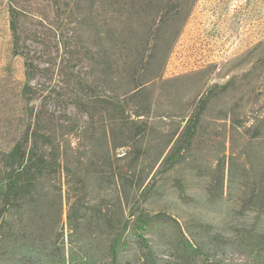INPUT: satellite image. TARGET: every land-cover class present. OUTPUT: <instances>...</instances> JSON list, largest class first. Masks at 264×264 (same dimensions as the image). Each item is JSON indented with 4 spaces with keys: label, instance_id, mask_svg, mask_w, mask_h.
<instances>
[{
    "label": "rangeland",
    "instance_id": "rangeland-1",
    "mask_svg": "<svg viewBox=\"0 0 264 264\" xmlns=\"http://www.w3.org/2000/svg\"><path fill=\"white\" fill-rule=\"evenodd\" d=\"M165 5H181L186 17L161 76L154 78L151 68L111 69L86 53L81 38L91 32L88 1L0 0V200L9 171L4 159L29 127L66 134L89 121L75 106L78 80L86 83L84 98L96 115L106 106L102 100L126 102L130 112L140 105L159 148L182 131L197 101L208 97L198 139L184 160L165 172L157 166L150 198L126 206V214L139 204L160 217L146 232L148 244L131 237L119 264H264V216L240 214L241 182L231 189L228 183L221 198L212 193L218 160L239 154L250 130L264 127V0L151 3ZM152 12H138L141 19L131 16L122 27L138 33ZM111 13L113 8L103 7L95 15L105 25ZM262 132L249 146L264 154ZM66 136L73 145L78 141ZM123 164L119 160L116 169Z\"/></svg>",
    "mask_w": 264,
    "mask_h": 264
},
{
    "label": "trees",
    "instance_id": "trees-1",
    "mask_svg": "<svg viewBox=\"0 0 264 264\" xmlns=\"http://www.w3.org/2000/svg\"><path fill=\"white\" fill-rule=\"evenodd\" d=\"M86 1L92 14L91 32L81 38L86 53L111 69L151 68L156 71L154 78L160 77L184 23V7L151 6L154 0ZM103 7L113 8L105 25L95 15ZM148 9L153 10L151 20L142 22L140 32L129 34L131 16L135 19ZM126 21L128 26L122 27ZM77 83L75 106L87 113L89 121L66 134L29 127L6 154L9 171L0 200V264H119L131 237L147 245L146 232L160 214L152 215L139 204L135 213L126 214V206L132 199L150 198L157 166L165 172L184 160L198 139L210 102L208 97L200 98L182 131L159 148L149 137L150 125L143 120L140 105L130 112L126 102L102 100L106 106L96 115L84 98L86 83ZM143 85L134 88L132 97ZM263 128L250 130L248 146L262 137ZM66 135L78 138L76 144ZM248 146L218 160L212 193L221 198L228 183L231 189L240 181L245 194L240 214L264 216V154ZM118 150H123L121 156ZM119 160L124 164L116 169ZM187 243L203 255L200 247Z\"/></svg>",
    "mask_w": 264,
    "mask_h": 264
}]
</instances>
